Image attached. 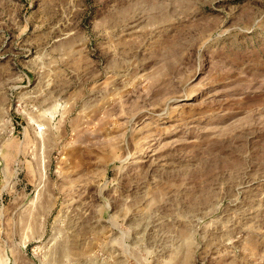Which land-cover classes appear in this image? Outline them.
<instances>
[{
  "label": "rangeland",
  "instance_id": "rangeland-1",
  "mask_svg": "<svg viewBox=\"0 0 264 264\" xmlns=\"http://www.w3.org/2000/svg\"><path fill=\"white\" fill-rule=\"evenodd\" d=\"M0 264H264V0H0Z\"/></svg>",
  "mask_w": 264,
  "mask_h": 264
}]
</instances>
